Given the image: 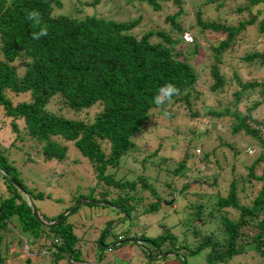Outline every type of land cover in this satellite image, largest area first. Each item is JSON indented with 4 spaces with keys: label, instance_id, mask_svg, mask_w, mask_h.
<instances>
[{
    "label": "trees",
    "instance_id": "16d2710c",
    "mask_svg": "<svg viewBox=\"0 0 264 264\" xmlns=\"http://www.w3.org/2000/svg\"><path fill=\"white\" fill-rule=\"evenodd\" d=\"M224 2L0 0V109L9 130L18 139L24 138L38 146L34 156L41 163L63 160L68 143L79 154L77 159L83 158L90 167L94 184L85 193L76 195L75 200L71 198L64 211L76 210L79 205L74 206L75 203L84 198L88 205L115 206L127 218L138 209L139 213L152 212L160 206L162 198L149 179H166L162 186H171L175 197L188 204L182 205L189 211L181 222V236L185 238L188 232L199 238L195 248L209 246L208 262L252 252L260 257L257 264H264V125L255 117L259 109L264 110V79L244 81L232 70V79L226 80L218 68L222 57L238 44L249 27L264 37V0H240L234 9L236 21L221 11ZM101 4H105L101 6L103 11L97 9ZM255 4L259 7L252 12ZM204 7H211L216 16H202ZM133 9L137 13L128 17ZM143 10L159 24L141 29ZM31 11L39 12V24L27 19ZM119 12L126 18L111 17ZM41 28L47 29V35L33 39V33ZM184 32L190 33L189 42L182 39ZM210 32L218 33L214 41L206 37ZM200 40L207 44L201 45ZM198 54L202 55L200 59ZM206 55L210 59L207 74L212 78L207 92L217 96L226 92L229 84L235 87L229 99L217 98L216 105L192 109L191 102L197 103L202 93L201 63ZM254 59L264 63V51L255 49L240 57L243 62ZM168 83L176 85L180 93L163 106L183 103L189 108L191 118L207 117L223 122L231 133L241 131L248 136V139L240 136L241 139L255 142V146L237 149V143L220 139L218 145L228 148L233 158L226 171L214 155L215 146L205 148L210 130L207 123H200L190 129L183 157L174 163L160 153L158 143L138 160L140 164H149L152 174L135 173L132 179L114 177L121 157L131 153L136 156L141 151L132 136L145 125L152 110L163 107L154 104L153 97ZM244 100L249 104L244 103L241 110L240 102ZM91 108L94 109L90 111ZM196 145L202 147L201 152L197 148L202 164L192 171L187 164V151L193 154ZM3 149H0L3 172L0 175V264H8L5 257L12 242L16 246L24 245L26 253L31 251L32 244L43 248L48 264H103L97 258L95 261L83 258L77 246L81 230L78 224L66 221L68 212L49 216L38 212L33 200L43 193L33 192L23 184ZM207 163L214 167L210 176L202 171ZM235 164L245 171L238 170ZM190 172L197 175L186 181ZM223 175L229 178L226 185ZM218 177L224 183V190L217 182ZM174 180L180 181L178 187ZM23 193L28 194L38 217L30 212ZM173 199L172 196L171 203ZM190 220L192 224L188 226ZM7 222L13 227H8ZM106 223L105 220L103 226ZM96 237V245H102V238L97 241L99 235ZM136 237L152 255L175 249L174 235L168 228L153 235L140 231ZM141 251L146 257V251ZM185 251L184 254L193 253L192 249ZM181 257L184 259V255ZM29 261L26 256L18 264Z\"/></svg>",
    "mask_w": 264,
    "mask_h": 264
},
{
    "label": "rangeland",
    "instance_id": "374dc122",
    "mask_svg": "<svg viewBox=\"0 0 264 264\" xmlns=\"http://www.w3.org/2000/svg\"><path fill=\"white\" fill-rule=\"evenodd\" d=\"M239 3L240 0H225L221 11L225 15L229 14V16L233 17V21H236L237 16L234 9ZM263 4L262 8H264ZM104 5L105 4H101L100 6L97 5V9L103 11L104 8H101V6ZM258 7L259 4H255L251 8V11L255 12ZM192 9L193 8H191V10ZM136 13L137 11L133 9L130 11L128 17H134ZM201 13L202 16H207V14L212 15V17L216 16L215 10L211 7H204L201 9ZM142 14L144 18L141 24V29L152 24H159L158 20H155V17L151 16L146 10H143ZM111 17L115 19H123L126 18V15L119 12L113 14ZM240 17H243V15H240ZM145 19L150 21H146ZM185 33L191 37L190 33ZM216 34L218 37V33L210 32L207 33L206 37L208 40L214 41ZM182 39L185 42H189V40H186L183 37ZM200 43L201 45H204L205 40H200ZM255 49L260 52L264 51V37L258 36L253 27H249L238 44L234 45V47L222 57V60L219 63V71L222 75H225L226 80L232 79V70L236 71V74L244 81L264 79V63L261 64L258 59H254L250 62H243L240 60V57L246 52ZM201 56V54H198V59H200ZM209 63L210 59L206 55V59L201 63V66L204 68L203 73L200 74V89H202V93L200 94L197 103L193 104L190 101L192 109H199L202 105H216L217 98H220L221 100L223 98L229 99V94L235 87L234 84H229L226 92L219 93L217 96L216 94L210 95L206 89L208 83L212 81V78L209 77L206 70ZM244 103L249 104L248 101H241V110H243ZM93 109L94 108H91L89 110L92 111ZM189 111V108L183 103H175L171 106L166 105L159 109L152 110L150 118L145 125L132 136V140L142 148L141 151L138 152L137 155L135 154L136 156H133L131 153L127 156L121 157L119 159L118 168H116V172L114 171V177L122 175L123 179H132L135 173L147 175L152 174L153 170L151 169V166L146 164V162L140 164L138 160L141 155L151 151L158 143H160V153L169 157L171 159L170 161L174 163L176 160L183 157L186 148V138L191 135L190 129H193L194 125L200 123H207L210 130V134L207 138L208 143L205 148L215 146L214 155L217 161L225 167L226 171L229 170V163H231L233 158L231 157L228 148L221 144L218 145L220 139L227 141L230 144L237 143V149H242L243 146L245 147L246 145L255 146V142L248 140L250 143H247V141L245 142L241 139L240 136H243L244 139H248V136L242 134L241 131L238 133H231L229 129L226 128L225 123L210 120L207 117L193 119L189 116ZM255 117L256 119L261 120L264 125V110L259 109L257 113H255ZM20 125L21 124L18 122L17 127H20ZM203 139L206 140V137H203ZM205 142L206 141H203V143ZM2 148H4L3 151L6 153L7 160L11 161L19 172V177L23 184L26 187L31 188L33 192L40 191L43 193V196L33 200V204L38 212L46 216L56 214L60 211L63 212L69 205L71 198L75 200L76 195L79 193H85V190H88L89 187L94 184L95 180L93 178V172L89 169L90 167L86 164L83 158L77 159L79 154L71 144H66V156L63 160H47L46 162L41 163V161L34 156V152L38 149V146H34L32 142L24 138L18 139V136L9 130L7 120H5V116L2 115L0 109V149ZM197 148H199L201 152L202 147L198 145L195 146L193 154L189 152V149V151H187V164L192 171L202 164L198 160L199 154L196 151ZM220 150L223 153L219 152ZM235 167H237L238 170L245 171V169L238 164H235ZM202 171L205 172L206 175H209L213 173L214 167H212L211 163H207L202 166ZM220 174H222V172H220ZM195 175L197 174L190 172L188 176H186L188 177L186 181H190L189 177ZM168 176L169 174L166 175V177ZM226 176L227 175H223L222 177L223 179L225 178V185L229 180L228 176ZM149 181L152 182L156 191L162 198L159 203L160 206H158L155 211L139 213L140 209H138L135 213L134 211L132 214L130 213V217L127 218L122 212L119 213L115 206H109L106 204L88 205L83 201H80L86 199L79 198L74 205H79L76 210L69 213L68 211L70 209H68L63 212V215L68 212L66 215V221L73 222L74 225L78 224V227H80L82 237L77 243V246L80 248L84 259H94L95 261L97 258L100 260V263L103 264H183L182 260L184 261V264H257L260 262V257L252 252L236 254L226 260H213L208 262L206 260V255L208 250H210L209 246L195 248L200 240L199 238L193 237V235L188 232L186 233L187 235L185 238L181 236V222L183 218L188 217L187 212L189 211L188 207L183 208L182 205L188 204L181 198L175 197L174 194L176 193H173L171 186H162L163 181L161 178L159 180L158 178H151ZM220 181L221 179L218 177L217 182ZM179 184L180 181L174 182L176 187H178ZM220 184L221 188H223L222 190H224V183L222 184V182H220ZM113 191L112 188V194ZM107 193L106 197H109L110 192L108 191ZM171 193L174 198L173 203H171ZM25 196L26 193L23 197L28 201ZM165 199H167V201H164ZM230 214L233 215L232 213ZM105 220L108 221V223L103 226ZM191 224L192 222L190 220L188 226ZM7 226L13 227L10 222H7ZM162 228H168V230L173 233L174 240H172V245L175 249L171 254L160 255L161 257L157 254L155 256H149L145 245L135 243V239L127 238L126 241L120 245H116V242H114L115 237L118 234L138 235L140 231H143L146 234L153 235L159 232ZM77 232H79V230H77ZM98 235L99 238L97 241L102 238L103 242L101 243L102 245L97 246L94 239L97 238L96 236ZM181 245H183L182 248H180ZM109 246H112V250L110 251L107 249ZM139 247L146 251V257L148 258L145 257L141 251L142 249ZM247 247L248 249L250 248L249 246ZM30 248L31 251L33 249L34 252L30 251L26 253L24 245L20 247L12 242L7 250L5 261L8 264H18L19 262L22 263L27 256L30 260L29 264H48V257L44 253L43 248L39 249L36 244H32ZM187 249H192L193 253L190 255L184 254ZM36 253H40V255H36ZM182 255H184V259L181 257Z\"/></svg>",
    "mask_w": 264,
    "mask_h": 264
},
{
    "label": "clouds",
    "instance_id": "9594fccd",
    "mask_svg": "<svg viewBox=\"0 0 264 264\" xmlns=\"http://www.w3.org/2000/svg\"><path fill=\"white\" fill-rule=\"evenodd\" d=\"M27 19L30 20V21L35 22L36 24H39V22H40V14H39L38 11L28 12L27 13ZM46 35H47V29L46 28H41V30L38 33H33V39H37L38 40V39H40V37L46 36ZM182 37L184 39H186V40H191L192 39L190 36L186 35L185 32L182 34ZM179 93H180V89L176 85H174L172 83H168V84L162 86L159 89L158 93L153 97V102H154V104H156L158 106H163V105H165L167 103H170L172 101V98L174 96L179 95ZM196 151H198V150L196 149ZM0 172H1V174H3L2 171H0ZM24 194L25 193H23V195ZM26 195L28 196L27 193H26ZM28 201H29V204H30L29 196H28ZM25 202H26V200H25ZM83 202H85V201H83ZM172 206H173V204H172ZM122 235L123 234H118L116 236V239L114 240V242H116V245H120L121 241L125 242L127 238L135 239L134 240L135 243H140V240L136 237V234L126 235V236L125 235L122 236ZM107 249H108V251L112 250V246L107 247ZM171 253H172L171 251H166V252H162V253L157 252L156 254L159 255V256L160 255L162 256L164 254H171ZM148 254H149V251H148ZM156 254H154V255L149 254V256H155Z\"/></svg>",
    "mask_w": 264,
    "mask_h": 264
},
{
    "label": "water",
    "instance_id": "95a60500",
    "mask_svg": "<svg viewBox=\"0 0 264 264\" xmlns=\"http://www.w3.org/2000/svg\"><path fill=\"white\" fill-rule=\"evenodd\" d=\"M263 7H264V4H263ZM25 197L28 199V196H27V195H26ZM80 201H86V200H80ZM26 203H27V205L29 206V209H30V212L32 213V215L35 216V217H38V216H37V213H36V211H35V209L32 208V206L29 204V201L26 200ZM37 220H38L40 223H42V224H47L46 222L40 220L39 218H37Z\"/></svg>",
    "mask_w": 264,
    "mask_h": 264
}]
</instances>
